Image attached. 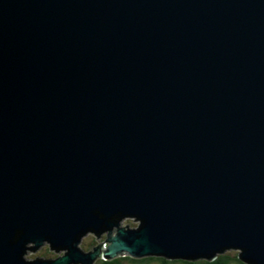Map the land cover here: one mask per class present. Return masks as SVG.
I'll list each match as a JSON object with an SVG mask.
<instances>
[{
	"label": "water",
	"instance_id": "1",
	"mask_svg": "<svg viewBox=\"0 0 264 264\" xmlns=\"http://www.w3.org/2000/svg\"><path fill=\"white\" fill-rule=\"evenodd\" d=\"M225 249L264 264V0H0V264Z\"/></svg>",
	"mask_w": 264,
	"mask_h": 264
},
{
	"label": "trees",
	"instance_id": "2",
	"mask_svg": "<svg viewBox=\"0 0 264 264\" xmlns=\"http://www.w3.org/2000/svg\"><path fill=\"white\" fill-rule=\"evenodd\" d=\"M234 251V253L228 254L227 252L216 255L212 260H207L204 258H196L192 260H187L185 258H176L174 256L165 257V256H152L142 259L130 258L127 256H120L111 261L99 260L96 264H122L123 262H128L130 264H147L159 260H184L188 264H246L243 263L237 256V251L229 250L228 252ZM240 252V251H239ZM227 253V254H226Z\"/></svg>",
	"mask_w": 264,
	"mask_h": 264
},
{
	"label": "rangeland",
	"instance_id": "3",
	"mask_svg": "<svg viewBox=\"0 0 264 264\" xmlns=\"http://www.w3.org/2000/svg\"><path fill=\"white\" fill-rule=\"evenodd\" d=\"M134 220H135V218L126 217L124 219H121L119 224L123 227H125L128 224L127 226L128 227L130 226L129 228L134 230V228H137L139 225V221H137V220L134 221ZM105 236H106V233H103V235L100 236V240L95 242V236L92 233H88V235L82 239L80 247L84 251L91 250L92 246L94 247L97 243H102L105 239ZM228 251H229L228 249H225V252H227L228 254L234 253V251H231V252H228ZM56 256L57 255L55 254L54 250L49 251V245L46 244L43 247H41L38 251H36L35 253L28 251L27 254L25 255V258L29 259V260H33L36 257L55 258ZM156 262L157 261L150 262L147 264H156ZM122 264H130V263L125 261ZM234 264H236V263H234Z\"/></svg>",
	"mask_w": 264,
	"mask_h": 264
},
{
	"label": "snow or ice",
	"instance_id": "4",
	"mask_svg": "<svg viewBox=\"0 0 264 264\" xmlns=\"http://www.w3.org/2000/svg\"><path fill=\"white\" fill-rule=\"evenodd\" d=\"M237 249H240L241 248V246H235ZM245 251H247L246 249H245ZM237 256L239 257L240 256V252L239 251H237ZM245 258H247V257H245ZM156 264H188V262L187 261H184V260H159V261H157L156 262Z\"/></svg>",
	"mask_w": 264,
	"mask_h": 264
},
{
	"label": "bare ground",
	"instance_id": "5",
	"mask_svg": "<svg viewBox=\"0 0 264 264\" xmlns=\"http://www.w3.org/2000/svg\"><path fill=\"white\" fill-rule=\"evenodd\" d=\"M129 227H130V226H129ZM84 237H85V236L83 235L82 238H84ZM99 240H100V237H99ZM92 247H93V246H92ZM92 247H91V248H92ZM122 257H123V256H122ZM127 257H128V256H127ZM33 260H34V259H33Z\"/></svg>",
	"mask_w": 264,
	"mask_h": 264
}]
</instances>
